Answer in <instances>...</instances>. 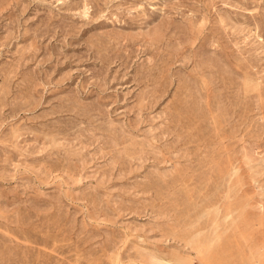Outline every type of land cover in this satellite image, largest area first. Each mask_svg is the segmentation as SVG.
I'll return each mask as SVG.
<instances>
[{"label": "rangeland", "instance_id": "1", "mask_svg": "<svg viewBox=\"0 0 264 264\" xmlns=\"http://www.w3.org/2000/svg\"><path fill=\"white\" fill-rule=\"evenodd\" d=\"M0 264H264V0H0Z\"/></svg>", "mask_w": 264, "mask_h": 264}]
</instances>
